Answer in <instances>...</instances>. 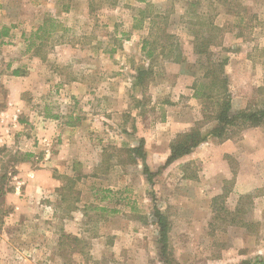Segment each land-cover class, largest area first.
<instances>
[{
	"label": "rangeland",
	"instance_id": "374dc122",
	"mask_svg": "<svg viewBox=\"0 0 264 264\" xmlns=\"http://www.w3.org/2000/svg\"><path fill=\"white\" fill-rule=\"evenodd\" d=\"M243 7L234 16L217 0H0V113L28 120L17 143L0 129V188L19 199L0 195V245L15 248L0 264H163L153 206L171 222L169 264H264V126L234 136L232 152L210 138L165 166L174 129L216 125L215 102L194 90L206 65L194 51L197 15L225 28L211 51L227 59L233 111L264 105V0ZM164 32L184 63L160 55ZM140 69H151L142 86ZM141 139L150 182L129 152ZM51 169L61 188L28 195Z\"/></svg>",
	"mask_w": 264,
	"mask_h": 264
},
{
	"label": "trees",
	"instance_id": "16d2710c",
	"mask_svg": "<svg viewBox=\"0 0 264 264\" xmlns=\"http://www.w3.org/2000/svg\"><path fill=\"white\" fill-rule=\"evenodd\" d=\"M244 0H217V3L222 4L225 7L228 15L240 16L243 7ZM196 3H191L194 6ZM149 10L141 11L140 14L147 15ZM159 16L151 18V25L154 26L158 23ZM198 20L195 24L197 29H194L195 38V53L197 56H204L206 58L203 81H199L195 85V94L197 97L212 100L215 102L214 114L210 115V119L214 120L215 126L208 131H203L201 126H195L188 131L179 133L170 143V155L166 161L165 166H170L177 160L190 155L195 149H197L202 143L206 142L210 138H217L224 142L231 140L234 136L240 132L250 128H257L264 126V105L260 108H246L245 110L235 112L232 106V97L229 91V80L226 75L225 66L227 59L220 60L216 58L215 53L211 51L212 46H221L223 44L225 28L219 26L211 18L204 15H197ZM143 22V21H142ZM9 29L4 28L3 33L0 32V38L7 36ZM167 43H163L160 48V55L167 61L182 64L185 62L183 51L180 48L175 35L165 33L162 34ZM165 35V36H164ZM163 39V40H164ZM147 42L143 45V50L147 47ZM153 51H149L148 55L152 56ZM151 73V69H140L138 75L135 77L137 85L142 86L147 75ZM17 74V72H15ZM208 118V119H209ZM230 128H235V131H229ZM145 142L141 139L137 147L129 148V152L134 154L135 162L137 159L143 163L144 172L147 180L150 182L154 173L150 171L147 165V152L144 151ZM111 149H114L111 147ZM107 150L105 151L106 155ZM108 153V152H107ZM107 157H109L107 155ZM0 188V195H4ZM13 192L12 190H7ZM154 198V197H153ZM155 200V199H154ZM153 200V201H154ZM153 213L155 217V223L158 226V243L161 246V261L163 264H169L171 254L169 253V241L171 222L169 218L156 206H153ZM72 238L75 242L78 241L77 237H70V235H64L61 238ZM261 263V261L259 262ZM243 264H257L249 261H245Z\"/></svg>",
	"mask_w": 264,
	"mask_h": 264
},
{
	"label": "crops",
	"instance_id": "0c3cea01",
	"mask_svg": "<svg viewBox=\"0 0 264 264\" xmlns=\"http://www.w3.org/2000/svg\"><path fill=\"white\" fill-rule=\"evenodd\" d=\"M76 86H83V85L78 83ZM93 88H95V87L93 86ZM110 89L111 90H110L109 94L114 95V97H113L114 99L118 98V94H117V90L118 89H117V87L116 86H111ZM93 90L95 91L96 88L93 89ZM118 92H121V90L118 91ZM114 99L111 98L110 102L112 104H114V106L116 108V105L118 104V102H117V100L115 101ZM4 108H6V107H4ZM3 112H4L3 115H1V113H0V129H1V132L4 135V138L8 137V136L9 137H14L15 142L17 143L21 139V137L23 136V134L19 133V132H20V130H22L21 128L23 126H25V125L27 126L28 125V120L27 119L24 120L21 117L17 119V117H15V115H14V111L12 112V111L9 110V111H3ZM12 117H13V119H12ZM55 117L57 118V116H55ZM75 125H77V123H75ZM166 126L167 125L165 123L163 128H165ZM190 127H191L190 125H187V126H183L182 125V126L176 128V129H174L173 135L176 134V133L179 134V133L189 129ZM175 136H173L170 141H172L175 138ZM28 137H29V135H28ZM0 140H4V139L0 138ZM234 148H235L234 147V143L232 141H230V140L224 142L222 144V147H221L223 152H232L234 150ZM105 151L106 150H104L103 148L101 149V152L99 153L100 157H101L102 153L105 152ZM32 152H34V151H32ZM77 155H78V153L76 152L75 156L71 157L70 160L77 159V157H78ZM147 155H148V157H151V153L147 152ZM61 156H62V154L61 155L54 154V161L56 162L55 166L68 165L69 162L66 161V160H68V157H70V156L67 155L68 157L65 156L63 158L64 160L66 159L65 160V164H64V162H62V157ZM191 156H192L191 154L187 155V156H185V158H181L178 161L179 162H185V161H182V160H190V159L193 158ZM59 157H61V160L59 159ZM75 170H76V168L75 169L71 168V170H68V168H67V172H71V171H75ZM41 173L42 172L36 173V175H35L36 180L33 181V182H30L28 184V186L26 187L25 192H27L28 195L37 196L36 194L41 193L43 191L44 192L47 191V192L55 193L54 191H56L57 189L61 188L62 185H60L57 182V178L54 176L55 175L54 174V170L51 169V172H50L49 175H47L45 182H43L41 180ZM5 191H6L5 193L3 192L4 193L3 196L5 197V202L13 204V207H15L16 205L18 206L19 205V199L17 198V194L15 192H8L6 189H5ZM64 231L67 232L66 230H63V232ZM73 235L77 236V234H73ZM2 245L6 246V244L4 245V243ZM14 250H15V248L7 247V246L6 247H2L0 245V255H4L5 252H8V253H10V251L13 252ZM6 263L7 262L4 260V264H6Z\"/></svg>",
	"mask_w": 264,
	"mask_h": 264
}]
</instances>
